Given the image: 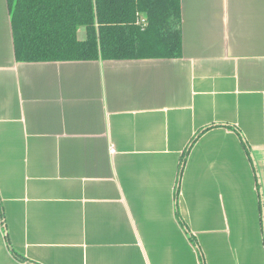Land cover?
Masks as SVG:
<instances>
[{
	"label": "crops",
	"instance_id": "obj_1",
	"mask_svg": "<svg viewBox=\"0 0 264 264\" xmlns=\"http://www.w3.org/2000/svg\"><path fill=\"white\" fill-rule=\"evenodd\" d=\"M180 10L179 58L24 63L0 0V264H264V0Z\"/></svg>",
	"mask_w": 264,
	"mask_h": 264
},
{
	"label": "trees",
	"instance_id": "obj_2",
	"mask_svg": "<svg viewBox=\"0 0 264 264\" xmlns=\"http://www.w3.org/2000/svg\"><path fill=\"white\" fill-rule=\"evenodd\" d=\"M7 4L17 62L175 59L181 56L180 0H7ZM139 19L144 23H138ZM81 27L84 39L77 36ZM181 169L182 162L176 184ZM177 195L176 186L175 216L182 225ZM187 234L193 243V237L188 231ZM193 244L197 248L195 242ZM8 249L20 262L35 264L15 253L9 243ZM198 254L204 264L200 252Z\"/></svg>",
	"mask_w": 264,
	"mask_h": 264
},
{
	"label": "rangeland",
	"instance_id": "obj_3",
	"mask_svg": "<svg viewBox=\"0 0 264 264\" xmlns=\"http://www.w3.org/2000/svg\"><path fill=\"white\" fill-rule=\"evenodd\" d=\"M77 36L79 39H84V28L83 27L78 29Z\"/></svg>",
	"mask_w": 264,
	"mask_h": 264
},
{
	"label": "built area",
	"instance_id": "obj_4",
	"mask_svg": "<svg viewBox=\"0 0 264 264\" xmlns=\"http://www.w3.org/2000/svg\"><path fill=\"white\" fill-rule=\"evenodd\" d=\"M137 22L138 23H144V20L143 19H139Z\"/></svg>",
	"mask_w": 264,
	"mask_h": 264
}]
</instances>
